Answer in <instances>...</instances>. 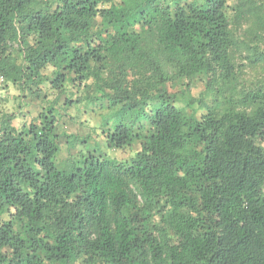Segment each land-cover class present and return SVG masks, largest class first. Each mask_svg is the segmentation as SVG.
<instances>
[{
  "label": "trees",
  "instance_id": "obj_1",
  "mask_svg": "<svg viewBox=\"0 0 264 264\" xmlns=\"http://www.w3.org/2000/svg\"><path fill=\"white\" fill-rule=\"evenodd\" d=\"M229 2L0 0V82L85 83L108 146L141 145L59 167L56 101L0 111V264H264V78L239 75H264V0Z\"/></svg>",
  "mask_w": 264,
  "mask_h": 264
},
{
  "label": "rangeland",
  "instance_id": "obj_2",
  "mask_svg": "<svg viewBox=\"0 0 264 264\" xmlns=\"http://www.w3.org/2000/svg\"><path fill=\"white\" fill-rule=\"evenodd\" d=\"M235 0H230L229 4L234 5ZM231 6L228 8V15L233 16V10ZM236 24V22H235ZM238 29V34L240 36L246 35V30L248 28V23L243 21L241 24H236ZM264 41V38L262 39ZM264 47V42L262 44ZM245 62V61H244ZM239 75L241 76L242 87L247 86V82L256 78H264L263 76H258L257 73L250 71L249 69H244L239 66ZM92 80L86 83H91ZM194 82H196L194 86ZM193 87L190 91L191 95L198 97L201 94L202 85L199 81H194ZM85 83L80 85H68V90L73 93L68 95L71 96L73 103L66 105L67 97L66 95L56 97V94L51 90L50 85L46 84L43 88L47 93L44 97H22V92L16 85L12 83H6L4 81L0 82V111L8 113H16L17 118L14 120L16 126H20L22 122L30 123L31 121H37L39 115L43 109V106H48L53 101H56V107L60 111V116H58V132L63 135L61 145V151L57 158L59 167H64L66 165L67 159L78 160L81 159L83 155L90 153L100 154L103 153L109 157L125 161L131 159L135 153L140 149L141 145L139 141L135 142L131 146H126L124 148H110L106 142V130L107 127H114L115 118L106 116L110 113V109L106 108L108 104L107 101L102 103L94 99L91 101L87 99V95L97 96L90 89L91 93L87 94L83 89ZM180 85L168 86L169 91L173 92L177 98H180L182 93L180 92ZM75 102V100H79ZM202 111H200L201 113ZM122 112L119 111L118 114ZM103 117H106L103 121ZM103 122L105 123L103 125ZM108 122V125L106 123ZM106 128V129H105Z\"/></svg>",
  "mask_w": 264,
  "mask_h": 264
},
{
  "label": "clouds",
  "instance_id": "obj_3",
  "mask_svg": "<svg viewBox=\"0 0 264 264\" xmlns=\"http://www.w3.org/2000/svg\"><path fill=\"white\" fill-rule=\"evenodd\" d=\"M106 142H107V140H106ZM107 145H108V144H107ZM110 148H112V147H110ZM87 155H90V154H87ZM87 155H86V156H87ZM81 158H82V157H81Z\"/></svg>",
  "mask_w": 264,
  "mask_h": 264
}]
</instances>
